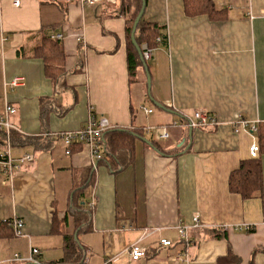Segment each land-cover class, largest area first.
<instances>
[{
	"label": "crops",
	"instance_id": "1",
	"mask_svg": "<svg viewBox=\"0 0 264 264\" xmlns=\"http://www.w3.org/2000/svg\"><path fill=\"white\" fill-rule=\"evenodd\" d=\"M211 2L213 18L187 15L183 0H146L142 17L165 38L156 39L146 62L150 97L160 109L147 94L144 70L128 78L120 0L0 1V108L15 109L17 128L9 133V154L32 156L11 178L0 164V221L23 224L19 235L1 231L0 264H26L13 257L30 249L41 264H219L229 249L242 264H264V153L261 196L243 200L228 190L230 173L258 143L255 133H235L232 124L239 117L264 124V0ZM54 35L62 36L65 55L57 84L33 53L42 37ZM16 78L23 81L13 87ZM196 111L217 124L185 127ZM90 114L109 130L141 131L135 135L158 147L134 136L131 160L112 169L93 161L88 146L70 149L55 137L84 127ZM155 126L167 127L168 138L144 131ZM80 211L88 221L79 229ZM180 226L188 228L187 247ZM216 230L226 238H212ZM64 234L76 240L75 261H62ZM161 239L172 245L159 246ZM136 244L145 255L132 261L126 252ZM185 251L187 263L171 260Z\"/></svg>",
	"mask_w": 264,
	"mask_h": 264
},
{
	"label": "trees",
	"instance_id": "2",
	"mask_svg": "<svg viewBox=\"0 0 264 264\" xmlns=\"http://www.w3.org/2000/svg\"><path fill=\"white\" fill-rule=\"evenodd\" d=\"M184 8L187 15L207 14L212 17L216 16V12L213 8L211 0H183ZM141 0H120V6L118 13L126 18L125 26V42H126V66L128 72V78L130 80L135 78L136 72L139 68H142L138 54L131 43V30L133 21L140 9ZM161 28L155 24L146 22L143 17L140 18L136 31L134 34L135 41L139 47L143 44L148 49H154L158 42L156 39L165 42V38L160 33ZM33 53L36 57L40 58L44 64V72L46 76L54 84L59 83L60 76L64 77L65 70L63 67L64 52L59 41L52 40L48 36L42 37L40 45L33 49ZM135 134L141 135V131H134ZM255 134L257 136L258 155L256 158H250L241 161L239 167L232 171L228 178V190L231 193L239 195L243 200L253 198L255 196H261L262 193V171L260 154L264 153V124L257 125ZM3 133L0 131V139H3ZM136 138L132 132L124 130H107L103 134L104 151L102 159L98 162L107 163L112 169L115 167V163L120 166H125L132 158L133 145ZM151 144L158 147L157 144L151 141ZM76 146L71 145L70 149ZM78 146V144H77ZM70 152V151H69ZM89 173V171H87ZM85 185V184H84ZM82 185V189L84 188ZM80 186V185H79ZM80 187L77 188V190ZM88 214L84 211H80L77 216V228H83L88 221ZM60 222H58L55 216L52 217L51 228L53 232L59 231ZM76 228V229H77ZM2 230H7L8 233L14 234L11 222L0 221V233ZM220 231V230H219ZM215 233L211 232L212 238L225 239V232ZM65 256L62 261L68 258H72V261L78 259L77 248L75 245L76 240L71 236L63 235ZM255 251H253V254ZM219 264H242L240 259L235 256L229 249L227 255L218 260ZM59 264V263H52ZM61 264V263H60ZM246 264H253L252 260Z\"/></svg>",
	"mask_w": 264,
	"mask_h": 264
},
{
	"label": "built area",
	"instance_id": "3",
	"mask_svg": "<svg viewBox=\"0 0 264 264\" xmlns=\"http://www.w3.org/2000/svg\"><path fill=\"white\" fill-rule=\"evenodd\" d=\"M1 1V0H0ZM71 1V0H67ZM103 0H78V2L81 5H94L96 2H101ZM12 4L14 6H19L21 0H11ZM61 35H54L51 36L52 40L59 41L61 40ZM160 39H157L159 41ZM142 52V58L145 62L151 59L152 57V50L148 49L145 44H143L141 47ZM23 79L16 78L14 79L10 85L13 87H17L21 85ZM150 113L151 111H146ZM15 113V109L5 104L3 107L0 108V131L4 132V140H5V152L0 156V164L2 167L3 172L11 178L14 173L18 170H20V167L28 162L32 161V156L28 153H25L18 159H12L9 154V133L13 130H17V128L12 124L11 117ZM194 122L190 121L188 124H186L185 127L189 128H205L208 126H214L216 125V121L213 117L202 113L200 111H196L193 113ZM174 126V125H173ZM233 131L235 133H238L239 131L243 129H248L251 133H255L256 126L254 124L250 125L246 120L242 118H238L236 122L232 124ZM110 125L105 119H96L93 115H89L87 122L84 127L80 128L77 131L73 132H64V133H58L55 135L56 138L63 141L66 145V147H70L73 144H81L86 145L90 149L91 157L93 158V161H98L102 159L103 151H104V143H103V134L105 131L109 130ZM144 131L146 133H151L153 136H155L158 139H166L168 138V132L167 127L164 126H155V127H149L145 128ZM66 154H69V149L66 150ZM250 158H256L258 155V145L252 144L248 151ZM195 226H198V220L197 217L194 218ZM13 232L15 235H19L20 231L22 229V222L18 220H14L11 223ZM187 227L180 226L177 229L178 237L180 240L186 245V247L189 245V239L187 236ZM236 230H251L249 227H236ZM159 246L161 247H170L172 245L171 241L167 239H161L159 240ZM39 254V251L37 249H30L28 256L26 257H20L19 255H14L13 260L26 263V264H41L38 259L37 255ZM128 258L132 261H137L140 258L144 257L145 255V249L140 247L138 244L132 245L128 251L126 252ZM171 260L173 262L183 261L188 262V256L186 254V251L182 254L179 253L176 256L172 257Z\"/></svg>",
	"mask_w": 264,
	"mask_h": 264
},
{
	"label": "water",
	"instance_id": "4",
	"mask_svg": "<svg viewBox=\"0 0 264 264\" xmlns=\"http://www.w3.org/2000/svg\"><path fill=\"white\" fill-rule=\"evenodd\" d=\"M145 6H146V0H141V6H140V9L133 21V24H132V30H131V43L132 45L134 46L137 54H138V57H139V60L141 62V65H142V68L144 70V73L146 75V85H147V94L148 96L150 97V76L148 74V67H147V64L146 62L143 60L142 58V52H141V49L140 47L137 45L136 41H135V38H134V34H135V31H136V27H137V24L140 20V18L143 16V13H144V9H145ZM150 101L155 105V107L157 108H160V109H164V107L156 102H154L152 100V98L150 97ZM191 131V130H190ZM135 137H137L138 139L144 141L145 143H147L148 145H151V143L149 141H146L145 139H143L142 137H138L137 135L134 134ZM152 146V145H151Z\"/></svg>",
	"mask_w": 264,
	"mask_h": 264
}]
</instances>
